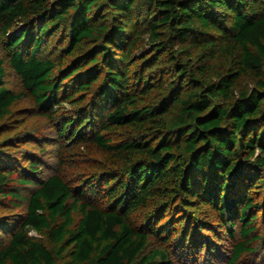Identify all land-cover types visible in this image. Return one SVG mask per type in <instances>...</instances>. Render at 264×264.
Returning a JSON list of instances; mask_svg holds the SVG:
<instances>
[{
  "label": "trees",
  "instance_id": "1",
  "mask_svg": "<svg viewBox=\"0 0 264 264\" xmlns=\"http://www.w3.org/2000/svg\"><path fill=\"white\" fill-rule=\"evenodd\" d=\"M258 226L264 0H0V264H235Z\"/></svg>",
  "mask_w": 264,
  "mask_h": 264
},
{
  "label": "rangeland",
  "instance_id": "2",
  "mask_svg": "<svg viewBox=\"0 0 264 264\" xmlns=\"http://www.w3.org/2000/svg\"><path fill=\"white\" fill-rule=\"evenodd\" d=\"M52 40H50L46 45H44V49L42 51V53L46 56H52L53 53V48L51 45H54V43L52 44ZM5 77H4V85L7 86L8 88L18 92L20 91L21 85H20V80L18 75L13 72L7 65H5ZM242 85L244 87H250L252 85L253 82L250 81V79L245 78L242 80ZM28 100L23 98L20 100V102H18L16 104V107H21V105H26L27 106ZM48 124L47 122L44 120V118L42 117H31L29 122L22 126L21 128H19L18 130H12L11 132H8L5 135H13L16 133H21L26 131L30 134L33 135L34 140L33 141H28L22 149H27V150H37L38 145L40 146H44L46 147L47 151L50 152H54L55 150V146L52 145H47L40 137L43 133L48 132ZM22 149H20V147L15 148L14 150V154H19L20 152H22ZM92 157H97V154L93 151H90ZM51 154V153H50ZM44 160H46L49 164H51V167L46 170H43L44 173L43 174H52L54 171L53 167H56L57 161L55 158L53 157H49V153H44ZM73 156V155H72ZM92 161L89 158H85V159H81L79 157H77L76 159L69 161V163L65 164L61 170L62 171V175L64 177V179L70 184L73 185L75 183H77L79 181V179L87 172H89V170H91V165ZM42 174V172H41ZM150 209L146 210V209H141L139 212L135 213L132 218L134 219L136 224H139L141 221H143L145 218L144 216L148 213L146 211H149ZM258 223V222H257ZM257 233L261 234V238L257 239V241L255 242V245L257 247V252L252 253L250 256H243L241 257V259H239L235 264H264V231L263 228L258 226L256 229ZM30 235L32 236H37L33 231L29 232ZM158 242H160V240H155L154 238H150V241L146 247L147 249H150L154 246L158 245ZM260 246V247H259ZM260 248V249H259ZM228 254V253H227ZM173 255V254H172ZM172 261L173 264H193L190 263L188 260H186L185 258H180L177 255H173L172 257ZM195 264V263H194ZM197 264V263H196ZM216 264H224V262H217Z\"/></svg>",
  "mask_w": 264,
  "mask_h": 264
}]
</instances>
